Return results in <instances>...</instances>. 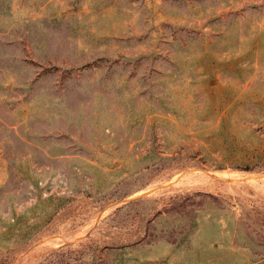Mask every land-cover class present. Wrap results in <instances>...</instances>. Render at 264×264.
Listing matches in <instances>:
<instances>
[{"label":"rangeland","instance_id":"obj_1","mask_svg":"<svg viewBox=\"0 0 264 264\" xmlns=\"http://www.w3.org/2000/svg\"><path fill=\"white\" fill-rule=\"evenodd\" d=\"M121 257L264 264V0H0V264Z\"/></svg>","mask_w":264,"mask_h":264},{"label":"trees","instance_id":"obj_2","mask_svg":"<svg viewBox=\"0 0 264 264\" xmlns=\"http://www.w3.org/2000/svg\"><path fill=\"white\" fill-rule=\"evenodd\" d=\"M252 157V156H251ZM251 157H249V159H251ZM255 157V156H254ZM120 256H122V255H120ZM122 260V263H126L127 261H126V259H123L122 257L119 259V261H121ZM121 262L120 263H118V264H122Z\"/></svg>","mask_w":264,"mask_h":264}]
</instances>
